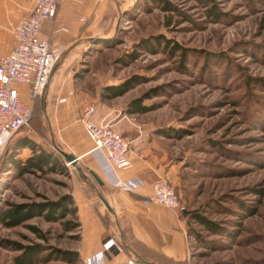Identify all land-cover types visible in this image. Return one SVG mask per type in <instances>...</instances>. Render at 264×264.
<instances>
[{
	"label": "rangeland",
	"instance_id": "rangeland-1",
	"mask_svg": "<svg viewBox=\"0 0 264 264\" xmlns=\"http://www.w3.org/2000/svg\"><path fill=\"white\" fill-rule=\"evenodd\" d=\"M115 25L94 39L91 81L113 85L137 75L125 101L151 93L144 105L155 110L139 118L182 163L174 188L182 211L202 214L218 229L189 220V264H264V0H137ZM161 131L187 135L167 139ZM57 158L52 172L1 174L0 212L71 196L80 177ZM72 219L0 224V264H14L20 254L7 241L40 245L37 264H69L55 251L75 249L78 229L63 225Z\"/></svg>",
	"mask_w": 264,
	"mask_h": 264
},
{
	"label": "crops",
	"instance_id": "crops-1",
	"mask_svg": "<svg viewBox=\"0 0 264 264\" xmlns=\"http://www.w3.org/2000/svg\"><path fill=\"white\" fill-rule=\"evenodd\" d=\"M36 0H0V55L15 46L13 27L26 18ZM137 0H60L54 17L39 37L57 55L50 79L31 102L27 84L18 85L21 100L32 109L30 126L18 133L0 160V175L18 174L33 156V148L76 160L80 182L71 197L79 223L76 251L81 264H189L191 252L187 219L180 211L144 204L152 185L165 180L180 186L182 163L166 150V140L155 134L139 114H128L125 95L102 98L111 85H94L91 54L94 39L115 28L117 15ZM117 85V84H113ZM92 106V124H110L131 141L132 167L117 178L132 192L112 187L91 153L92 141L84 127L85 110ZM96 174L100 185L91 175ZM115 245L105 250L104 244Z\"/></svg>",
	"mask_w": 264,
	"mask_h": 264
},
{
	"label": "built area",
	"instance_id": "built-area-1",
	"mask_svg": "<svg viewBox=\"0 0 264 264\" xmlns=\"http://www.w3.org/2000/svg\"><path fill=\"white\" fill-rule=\"evenodd\" d=\"M59 2L36 0L30 14L13 27L14 48L0 55V160L11 140L28 128L32 119V109L21 100L17 86L29 85V99L34 102L50 79L57 55L39 33L43 24L54 17ZM93 112L94 108L88 107L83 118L85 133L93 143L91 153L112 187L132 192L133 187L117 178L119 171L132 167L131 141L115 132L110 124H92ZM71 165L72 162H65L66 167ZM143 203L159 204L172 211L182 210L174 187L165 180L153 183L152 193ZM113 245L115 242L109 240L104 249Z\"/></svg>",
	"mask_w": 264,
	"mask_h": 264
},
{
	"label": "trees",
	"instance_id": "trees-1",
	"mask_svg": "<svg viewBox=\"0 0 264 264\" xmlns=\"http://www.w3.org/2000/svg\"><path fill=\"white\" fill-rule=\"evenodd\" d=\"M200 1H203L205 5L209 3V0ZM134 58L135 56L132 57V59ZM136 84H139V77L137 75H132L117 85L106 86L103 89L102 98L111 100L121 97L131 91ZM150 96L151 93H146L130 101L126 112L128 114H144L155 110L154 106L144 105V101L148 100ZM160 134L167 139H180L187 135L182 134L181 131H172V133L170 131H161ZM57 162L58 158L56 154L48 153L41 148H33V156L19 169L17 175L52 172L54 168H56ZM76 213L77 209L73 199L70 195H67L58 202H31L10 205L8 209L0 212V224L5 228H15L36 217H42L47 222H58L65 220L67 216H71L73 218L72 221H65L63 225L65 232H72L77 230L80 226L76 219ZM181 214L187 219L189 233V220L201 225L208 231L218 230L215 225L202 214L186 210H183ZM29 229L33 233H38V229L34 226H30ZM195 236L198 237L196 234ZM5 246L13 252H20V254L14 258V264H37L42 260L39 258L40 253L43 252L40 245L25 246L14 241H7ZM55 254L58 255L56 260H61L69 264H81L76 251L56 250ZM49 257L50 255L47 256L46 259L48 260Z\"/></svg>",
	"mask_w": 264,
	"mask_h": 264
},
{
	"label": "water",
	"instance_id": "water-1",
	"mask_svg": "<svg viewBox=\"0 0 264 264\" xmlns=\"http://www.w3.org/2000/svg\"><path fill=\"white\" fill-rule=\"evenodd\" d=\"M66 161L68 162H72V164H74L76 162V160L74 158H72L71 156H64ZM92 177L100 184L102 185V181L100 180V178L94 174V173H91Z\"/></svg>",
	"mask_w": 264,
	"mask_h": 264
}]
</instances>
